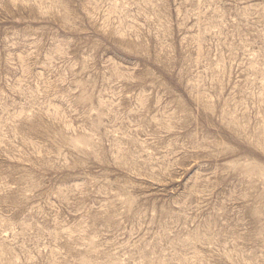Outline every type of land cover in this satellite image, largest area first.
I'll return each mask as SVG.
<instances>
[{"label": "rangeland", "instance_id": "rangeland-1", "mask_svg": "<svg viewBox=\"0 0 264 264\" xmlns=\"http://www.w3.org/2000/svg\"><path fill=\"white\" fill-rule=\"evenodd\" d=\"M0 264H264V0H0Z\"/></svg>", "mask_w": 264, "mask_h": 264}]
</instances>
